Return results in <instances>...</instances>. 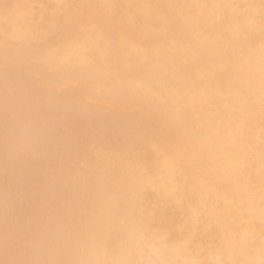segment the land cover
Instances as JSON below:
<instances>
[{"label":"bare ground","instance_id":"1","mask_svg":"<svg viewBox=\"0 0 264 264\" xmlns=\"http://www.w3.org/2000/svg\"><path fill=\"white\" fill-rule=\"evenodd\" d=\"M0 264H264V0H0Z\"/></svg>","mask_w":264,"mask_h":264}]
</instances>
